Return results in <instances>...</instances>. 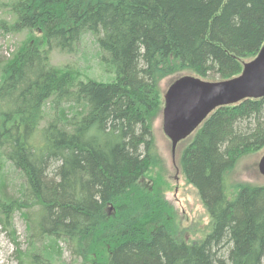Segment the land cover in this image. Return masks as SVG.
<instances>
[{
	"label": "trees",
	"instance_id": "trees-1",
	"mask_svg": "<svg viewBox=\"0 0 264 264\" xmlns=\"http://www.w3.org/2000/svg\"><path fill=\"white\" fill-rule=\"evenodd\" d=\"M6 6L3 30L25 33L0 65V222L19 264H264V185L227 184L242 156L264 150V98L218 108L181 157L210 217L202 239L175 223L153 132L163 79H230L259 53L264 0ZM86 34L109 81L53 65V50L74 54Z\"/></svg>",
	"mask_w": 264,
	"mask_h": 264
},
{
	"label": "rangeland",
	"instance_id": "rangeland-1",
	"mask_svg": "<svg viewBox=\"0 0 264 264\" xmlns=\"http://www.w3.org/2000/svg\"><path fill=\"white\" fill-rule=\"evenodd\" d=\"M11 0H0V65L5 59L9 58L17 50L18 44L24 39L25 33L12 34L6 32L1 27L3 20L10 21L11 15L8 13V6ZM38 38V34L31 33L29 39ZM100 49L91 34H86L81 39L77 51L74 54L60 53L58 50L52 52L53 65L70 63L75 65L81 71L83 77H94L101 81H109L111 73L104 72L100 61ZM254 59V58H252ZM250 59V60H252ZM248 60V61H250ZM246 61V62H248ZM244 62V64L246 63ZM191 74L189 72H180L173 76L163 79L159 85L163 95L167 91L175 77ZM209 81L219 80L218 74L211 75ZM162 95V97H163ZM162 111V110H161ZM163 118L158 116L154 123V141L157 148V154L162 162L157 166V170H162L163 180L165 182V197L174 209V220L177 227L183 230V235L187 240L193 241L202 239L210 230V217L204 207L196 188L191 185L182 170L181 157L193 139V136L179 142L173 148L171 140L166 136L163 130ZM264 150L246 153L240 158L229 174L228 186L232 193L235 182H249L256 185H264V176L258 171V162ZM150 183L148 180L145 184ZM232 196V195H231ZM13 228L18 236V241L22 248H26V225L24 220L17 214L13 219ZM0 222V264H19L16 254V245L9 233L4 230ZM64 259L69 261V253L66 252Z\"/></svg>",
	"mask_w": 264,
	"mask_h": 264
},
{
	"label": "water",
	"instance_id": "water-1",
	"mask_svg": "<svg viewBox=\"0 0 264 264\" xmlns=\"http://www.w3.org/2000/svg\"><path fill=\"white\" fill-rule=\"evenodd\" d=\"M263 97L264 44L257 56L244 64L241 74L233 78L212 82L190 74L175 77L164 94V133L175 148L217 108ZM258 171L264 176V154Z\"/></svg>",
	"mask_w": 264,
	"mask_h": 264
},
{
	"label": "bare ground",
	"instance_id": "bare-ground-1",
	"mask_svg": "<svg viewBox=\"0 0 264 264\" xmlns=\"http://www.w3.org/2000/svg\"><path fill=\"white\" fill-rule=\"evenodd\" d=\"M245 150V149H244Z\"/></svg>",
	"mask_w": 264,
	"mask_h": 264
}]
</instances>
